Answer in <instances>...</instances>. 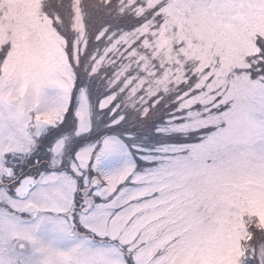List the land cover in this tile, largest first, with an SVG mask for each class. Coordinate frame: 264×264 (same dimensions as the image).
<instances>
[{"label":"snow or ice","instance_id":"6c2138e0","mask_svg":"<svg viewBox=\"0 0 264 264\" xmlns=\"http://www.w3.org/2000/svg\"><path fill=\"white\" fill-rule=\"evenodd\" d=\"M169 6L192 56L170 98L58 33L69 71L50 16L0 44V264H264V34L232 60L264 0Z\"/></svg>","mask_w":264,"mask_h":264},{"label":"rangeland","instance_id":"374dc122","mask_svg":"<svg viewBox=\"0 0 264 264\" xmlns=\"http://www.w3.org/2000/svg\"><path fill=\"white\" fill-rule=\"evenodd\" d=\"M89 1L95 0H0V44L17 37L28 38L34 30L33 22L38 17L47 20L50 16L52 19L47 20L50 29L49 47L63 65L69 67L65 53V39L58 34L59 29L62 30L61 33L64 31L69 33L66 36L75 37L73 45L75 59L77 53H80L79 43H84L83 25L86 19L81 7ZM136 2L137 13L143 14L155 12L161 0H126L127 5ZM67 10L69 13L66 12ZM154 12L136 31L122 35L106 48L126 60L121 68L124 72L123 79L130 78L128 74L131 73V78L135 79L133 87L147 86L146 99L151 98V94L165 91L171 85L176 86V81L184 74L185 65L192 60V56L187 55L184 48L177 47L185 39L179 13L171 6L161 9L165 19L160 23L157 19L159 13L154 14ZM62 22L66 24L62 26L60 24ZM257 32L264 34V13H253L248 18L238 38V48L232 56L236 66H243V57L254 55L258 51L254 43ZM120 163L119 160L115 161L112 165L113 169L119 167Z\"/></svg>","mask_w":264,"mask_h":264},{"label":"trees","instance_id":"16d2710c","mask_svg":"<svg viewBox=\"0 0 264 264\" xmlns=\"http://www.w3.org/2000/svg\"><path fill=\"white\" fill-rule=\"evenodd\" d=\"M136 5L137 2L132 5H127L126 0H95L89 1L85 6L81 7L86 21L84 20L83 25L84 43L80 42V47L78 48L80 54L84 52V45H87L90 51L102 54L104 53V50L107 47L109 48V46L119 37L131 34L142 26V24L152 16L154 11L138 14L135 8ZM58 7L60 8V6ZM66 12L69 13L68 10ZM60 24L64 26L66 23L62 22ZM61 32L62 30L59 29V33ZM66 33L67 32L64 31L63 35H69V33ZM97 34L99 35V38ZM111 59L116 61V64L120 69L126 61L125 59L123 60L122 57H118L116 52L112 53ZM84 67L87 68V64H85ZM93 71H95V69H93ZM176 91L177 87L171 85L165 91L158 92L157 94L160 97L170 98L176 93ZM107 94H109L107 80L102 76L94 78V87L90 91V99L94 109L95 106L98 105L99 99H103L104 95ZM97 97H99V99ZM96 114L98 115L99 113L97 112ZM145 139L146 137H141L138 142H143Z\"/></svg>","mask_w":264,"mask_h":264}]
</instances>
